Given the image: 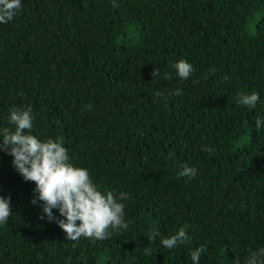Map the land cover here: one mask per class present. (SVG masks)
<instances>
[{
  "label": "trees",
  "instance_id": "obj_1",
  "mask_svg": "<svg viewBox=\"0 0 264 264\" xmlns=\"http://www.w3.org/2000/svg\"><path fill=\"white\" fill-rule=\"evenodd\" d=\"M12 106L102 190L129 193L128 227L68 240L0 151V264H193L199 245V264H245L264 247V0H22L0 23V126L14 127ZM185 163L194 177L178 175ZM180 228L189 239L163 248Z\"/></svg>",
  "mask_w": 264,
  "mask_h": 264
},
{
  "label": "clouds",
  "instance_id": "obj_2",
  "mask_svg": "<svg viewBox=\"0 0 264 264\" xmlns=\"http://www.w3.org/2000/svg\"><path fill=\"white\" fill-rule=\"evenodd\" d=\"M112 2L116 4V0ZM21 8L22 0H0V23L12 20ZM172 68L181 79L189 78L194 71L193 65L185 59L173 62ZM158 74L159 70L153 69L152 75ZM165 75L170 77L172 73ZM238 95L239 102L248 108H255L260 100V93L255 90ZM87 107L91 108V105ZM6 119L14 127L0 126V151L11 155L13 168L24 180L34 182L35 196L30 202L39 203L41 219L57 223L72 241L81 237L103 240L110 235V228L122 230L128 227L124 211L128 192L102 190L88 168L73 162L62 136L53 139L33 134L30 130L34 127L35 114L31 108L12 106ZM255 126L264 127V115L257 116ZM204 150L211 151V148L205 145ZM196 174L197 168L186 163L178 173L188 178ZM9 205L10 198L0 196V225L7 223ZM157 236H160L159 232H155L153 238ZM187 239L189 234L180 228L175 234L162 237L160 244L165 249H175ZM204 247L199 245L190 251L193 264H199ZM245 264H264V247L254 249Z\"/></svg>",
  "mask_w": 264,
  "mask_h": 264
},
{
  "label": "rangeland",
  "instance_id": "obj_3",
  "mask_svg": "<svg viewBox=\"0 0 264 264\" xmlns=\"http://www.w3.org/2000/svg\"><path fill=\"white\" fill-rule=\"evenodd\" d=\"M254 30H255V27L252 26V27H251V33H254Z\"/></svg>",
  "mask_w": 264,
  "mask_h": 264
}]
</instances>
